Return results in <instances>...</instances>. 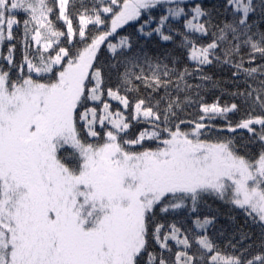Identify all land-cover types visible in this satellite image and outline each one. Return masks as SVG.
I'll return each instance as SVG.
<instances>
[{
    "label": "snow or ice",
    "instance_id": "snow-or-ice-1",
    "mask_svg": "<svg viewBox=\"0 0 264 264\" xmlns=\"http://www.w3.org/2000/svg\"><path fill=\"white\" fill-rule=\"evenodd\" d=\"M0 264H264V0H0Z\"/></svg>",
    "mask_w": 264,
    "mask_h": 264
},
{
    "label": "trees",
    "instance_id": "trees-1",
    "mask_svg": "<svg viewBox=\"0 0 264 264\" xmlns=\"http://www.w3.org/2000/svg\"><path fill=\"white\" fill-rule=\"evenodd\" d=\"M209 101L211 102V97L209 98ZM113 104H114V106H116V105H115V102H113ZM221 211L226 212L227 209L222 207V208H221ZM220 222H221L222 224H226V223H227V221L224 220L223 218L221 219Z\"/></svg>",
    "mask_w": 264,
    "mask_h": 264
}]
</instances>
